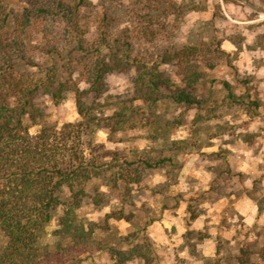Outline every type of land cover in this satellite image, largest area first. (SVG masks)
<instances>
[{
	"label": "rangeland",
	"instance_id": "1",
	"mask_svg": "<svg viewBox=\"0 0 264 264\" xmlns=\"http://www.w3.org/2000/svg\"><path fill=\"white\" fill-rule=\"evenodd\" d=\"M24 4L17 0L15 13ZM80 14L89 38L95 36L96 18L106 15L113 36L129 42L134 54L160 60L165 53L201 44L222 52L212 68L192 58L203 72L196 89L201 105L164 99L150 111L154 128L136 117L132 127L117 133L98 130L97 141L119 163L124 157L135 164L144 158L165 163L144 170L128 189L121 182L114 185L108 175L91 180L77 209L79 221L103 245L147 225L146 237L158 256L152 264H264V0H86ZM34 59L51 64L43 54ZM161 68L179 82L176 61ZM134 75L128 69L106 76L105 91L89 101L99 115H111L124 104L141 105ZM223 81L258 106L231 103ZM37 104L42 115L30 127L32 135L40 122L60 129L78 120L72 93L60 104L41 94ZM96 194L103 195L101 203L94 202ZM68 195L64 188L61 197ZM90 254L87 264L112 263L107 250ZM126 264L146 263L137 257Z\"/></svg>",
	"mask_w": 264,
	"mask_h": 264
},
{
	"label": "trees",
	"instance_id": "2",
	"mask_svg": "<svg viewBox=\"0 0 264 264\" xmlns=\"http://www.w3.org/2000/svg\"><path fill=\"white\" fill-rule=\"evenodd\" d=\"M16 2L0 0V234L4 236L0 264H87L94 249L107 250L111 264L137 257L146 264L157 262L145 234L147 225L121 238L125 248L121 240L101 244L93 229L79 221L77 209L91 180L108 175L114 185L121 182L128 189L141 180L144 170L165 163L144 158L135 164L125 157L119 163L116 154L104 151L96 134L101 128L114 134L132 127L136 117L156 127L150 111L164 99L201 105L196 89L203 72L192 58L212 68L221 49L188 46L157 60L134 54L129 42L115 38L106 15L96 18L95 36L89 38L80 14L86 0H26L15 13ZM38 53L49 57L51 64L36 62ZM170 61L178 67L177 83L161 68ZM128 69L135 71L133 86L141 105L124 104L111 115H99L89 101L105 91L108 74ZM222 84L231 103L258 106L249 95H236L229 82ZM70 93L78 120L60 129L54 122H40L39 132L32 135L30 127L42 115L38 96L60 104ZM64 188L69 190L66 199L61 197ZM93 200L101 203L103 195L96 194ZM60 208L57 228L50 233ZM138 237L141 241L133 244Z\"/></svg>",
	"mask_w": 264,
	"mask_h": 264
}]
</instances>
